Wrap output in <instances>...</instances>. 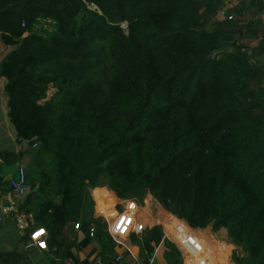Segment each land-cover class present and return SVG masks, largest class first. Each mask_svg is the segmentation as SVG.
Segmentation results:
<instances>
[{
  "label": "trees",
  "instance_id": "obj_1",
  "mask_svg": "<svg viewBox=\"0 0 264 264\" xmlns=\"http://www.w3.org/2000/svg\"><path fill=\"white\" fill-rule=\"evenodd\" d=\"M222 5L0 0L7 116L28 144L0 152V164L30 157L19 209L46 234L45 255L73 259V248L95 242L112 262L123 248L109 232L108 195L90 194L105 187L138 205L149 197L163 214L131 235L140 264H159L150 263L159 248L165 264H182L167 235L187 251L179 230L188 228L223 231L241 251L232 264H264L263 74L244 27L225 12L217 19ZM40 19L54 24L47 37ZM0 192L11 194L1 168ZM229 250L216 260L226 264Z\"/></svg>",
  "mask_w": 264,
  "mask_h": 264
},
{
  "label": "crops",
  "instance_id": "obj_2",
  "mask_svg": "<svg viewBox=\"0 0 264 264\" xmlns=\"http://www.w3.org/2000/svg\"><path fill=\"white\" fill-rule=\"evenodd\" d=\"M221 11L227 13L229 17H232L238 25L244 27L245 29V38L242 40L250 48V63L251 67L258 72L263 74L262 88L264 90V50L260 49V45H264V0H223V5ZM224 16L219 15L217 19L221 20ZM9 53V48H7L1 38H0V64L3 62L7 54ZM254 53V55H252ZM6 80L3 77H0V112L5 116L8 121V109H7V97L4 91ZM10 128L9 139L10 146L4 145L0 142V152L7 153H25L28 149V144L25 141H18L16 134L12 127ZM4 131L0 128V137L3 138ZM27 157L24 156L17 160L16 163L12 165L0 164L1 173L6 181L10 180L16 175L17 167L16 164ZM7 167V176L3 174V167ZM5 170V171H6ZM106 194L108 195V207L106 210V219L109 227L112 225V218L114 216L113 209L114 207H120V212L123 213L130 204L134 206V219L141 220L147 226L155 225L160 218H163V214H158L157 207L153 209L152 212H149V204L152 201L151 198L146 197L141 205H138L136 200H119L115 195L104 188ZM13 199L11 194L0 192V264H52L54 263L53 256L46 254L40 250L39 246L26 249L24 238L27 236L22 235L18 232L14 221L10 215H5L2 212V208L7 206L9 201ZM18 205H20L23 199L17 200ZM173 217V216H171ZM174 218V217H173ZM175 219V218H174ZM176 220V219H175ZM181 222V221H180ZM164 223V222H163ZM184 224V223H183ZM195 235L200 238L205 244L213 246H222L223 252L224 249L228 246L230 247L229 252L225 257L226 264H232L230 260L232 245H230L225 237H218L217 234L211 233L209 230L206 231H193ZM201 233H206L207 235H202ZM223 235L225 233L220 231ZM31 240L36 244L43 243L46 239V234L39 231L31 230ZM116 242L123 248L122 250L117 249V253L121 254L122 252H127L121 254L123 257L124 264H140L142 261V256L140 253L139 245L133 243L129 240L127 245L126 237L116 238ZM234 247V246H233ZM127 249V250H126ZM99 252V248L95 242H91L89 245L81 248H73L71 254L73 256L72 263L69 262L70 259L65 261H60L58 259V264H92V258L95 254ZM71 256V257H72ZM159 263L165 264L163 259V250L159 248L154 255L150 263ZM108 262H105L107 264Z\"/></svg>",
  "mask_w": 264,
  "mask_h": 264
},
{
  "label": "built area",
  "instance_id": "obj_3",
  "mask_svg": "<svg viewBox=\"0 0 264 264\" xmlns=\"http://www.w3.org/2000/svg\"><path fill=\"white\" fill-rule=\"evenodd\" d=\"M220 15L225 16L223 11L220 12ZM228 19L231 20L232 17H228ZM9 186L11 188V196L13 197V199L9 201L7 206L2 208L3 214L10 215L14 221V224L18 232L24 236L27 235V239L25 241L26 249H30L34 247L38 248V246L40 250L44 249L46 239L43 240L44 241L43 243H37V244L33 240H31L30 234L34 222L33 215L31 213H26L24 211H21L19 209L18 201L14 200V199L17 200L24 199L29 192V185L27 183L26 171L24 168L19 166L17 167L16 175L9 180ZM133 215H134V206L132 204H130L128 208L125 211H123V213L119 211L117 214H114L112 218L114 220L112 222L111 227H109V232L114 240L116 238L126 237L129 232H133L134 234L139 235L145 230L146 228L145 224L138 222L140 221L139 219L135 220ZM77 228L78 226H75V229ZM188 230L189 231L179 230L186 234L183 240V244L184 243L186 244L187 251H184L182 244H179L176 240H172L165 232L168 239L171 240V242H173L176 245V247L179 249L181 255L183 257L184 256L186 257V259H183L184 263L185 260H187V263L185 264H221L219 262V259L216 260L215 255L219 252V250H222L223 247L222 246L216 247L215 245L213 246L207 245L203 243V241L200 238H198L194 233H192V231L189 228ZM190 233L193 236H191ZM93 234H94V228H91L90 236L92 237ZM69 262L72 263V260L70 259ZM52 264H58V260H54V263ZM92 264H105V261L97 253L92 258ZM112 264H124L122 255L117 254L112 260Z\"/></svg>",
  "mask_w": 264,
  "mask_h": 264
},
{
  "label": "rangeland",
  "instance_id": "obj_4",
  "mask_svg": "<svg viewBox=\"0 0 264 264\" xmlns=\"http://www.w3.org/2000/svg\"><path fill=\"white\" fill-rule=\"evenodd\" d=\"M123 29H125V25H123ZM36 31L39 32V33H41L43 36L47 37V36H49V35L54 31V24H53L52 22L48 21V20L40 19V20L38 21V24L36 25ZM50 93H51V92H50ZM9 127H12L11 124L8 125V121L6 120L5 116L2 115L1 112H0V128H2L3 131H4V136H3V138L0 137V142H2V143H3L4 145H6V146H10V139H9L10 128H9ZM6 152H7V151H6ZM30 162H31L30 157H29V156H28V157H25L23 160H21L20 162H18V163L16 164V167H18V166H19V167H22V168H24L25 171H26L27 167H29ZM7 167H8V166H4V167H3V174H4L5 176H7V170H6ZM5 170H6V171H5ZM104 188H105V187H100V188H95V189L91 190V191H90L91 198H92L93 196H97V195L103 194V193L105 192V189H104ZM145 200H147L146 197H145ZM143 201H144V199L141 201V203H143ZM148 208H149V212H152L153 209L156 208V207H155V204H154L153 201L150 202ZM117 213H118V209H117V207H114V209H113V214H117ZM112 220H114V219H112ZM138 222L145 224V223L142 222L141 220L138 221ZM178 223H180L179 220H178ZM145 226H147V225L145 224ZM166 227H167V226H166ZM166 227H164V231L167 233V229H166ZM132 234H133V232H129V233L127 234V236H126L127 245H128L129 240H131V235H132ZM201 234H202L203 236H204V235H207L206 233H201ZM217 236H218V237H225V235H223L222 233L217 234ZM131 241H132V240H131ZM133 243H134V242H133ZM135 244L137 245V243H135ZM126 250H127V249H126ZM232 252H235V253L238 254V255L241 254L240 249H239L238 247H235V246H234V247L232 246L231 254H232ZM122 253L125 254V253H127V252L124 251V252H122ZM122 253H121V254H122ZM182 257H183V256H182ZM230 257H231V255H230ZM183 259H186V257L184 256V257L182 258V261H183L182 264L187 263V260H185V263H184V260H183ZM140 263H141V261H140ZM190 263H191V262H190ZM107 264H112V262H109V263H107Z\"/></svg>",
  "mask_w": 264,
  "mask_h": 264
}]
</instances>
